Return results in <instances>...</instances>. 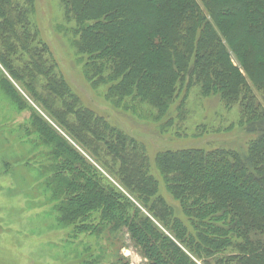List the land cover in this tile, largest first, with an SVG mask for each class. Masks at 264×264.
I'll return each mask as SVG.
<instances>
[{"label":"trees","instance_id":"trees-1","mask_svg":"<svg viewBox=\"0 0 264 264\" xmlns=\"http://www.w3.org/2000/svg\"><path fill=\"white\" fill-rule=\"evenodd\" d=\"M59 2L87 58L86 77L110 84L115 107L146 104L167 130L170 107L184 93L182 126L196 89L238 107L252 139L238 150L157 154L154 166L189 232L157 195L143 146L83 107L56 74L32 32L34 0H0V65L36 107L20 99L30 115L25 133L45 149L38 168L57 224L72 238L125 230L145 264H264V0ZM88 255L82 264H99ZM116 264L128 263L119 256Z\"/></svg>","mask_w":264,"mask_h":264},{"label":"rangeland","instance_id":"rangeland-1","mask_svg":"<svg viewBox=\"0 0 264 264\" xmlns=\"http://www.w3.org/2000/svg\"><path fill=\"white\" fill-rule=\"evenodd\" d=\"M29 20L38 44L49 52L56 74L83 107L143 146L151 174L158 182L157 195L191 232L178 201L171 197L154 166L155 157L168 150L245 147L252 135L239 126L238 107L227 109L217 97L203 98L198 90L191 89L183 107L182 126L176 115L184 93L170 107L174 123L166 130L165 117L150 119V106L141 104L130 109L126 99L117 108L107 97L110 84L94 85L88 80L84 68L87 58L74 46V24L65 18L59 0H34ZM5 79L15 87L17 95L8 89ZM20 99L34 107L0 65V264H82L88 260L85 258L89 255L84 256L87 252L99 264H116L119 256L128 264H145L125 230L72 238L71 228L57 224L51 193L43 185L45 178L38 168L40 152L45 149L35 145L34 134L25 133L30 115Z\"/></svg>","mask_w":264,"mask_h":264}]
</instances>
